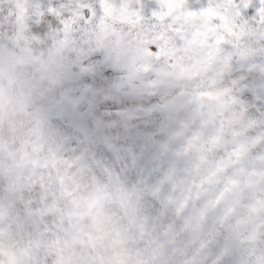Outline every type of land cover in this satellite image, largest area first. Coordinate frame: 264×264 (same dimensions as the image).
Instances as JSON below:
<instances>
[{
  "label": "snow or ice",
  "instance_id": "obj_1",
  "mask_svg": "<svg viewBox=\"0 0 264 264\" xmlns=\"http://www.w3.org/2000/svg\"><path fill=\"white\" fill-rule=\"evenodd\" d=\"M21 59L50 97L41 113L18 94ZM97 64L118 75L72 85ZM125 97L150 102L97 114ZM10 112L30 121L18 143ZM98 197L137 207L131 244L73 243ZM0 264H264V0H0Z\"/></svg>",
  "mask_w": 264,
  "mask_h": 264
},
{
  "label": "flooded vegetation",
  "instance_id": "obj_2",
  "mask_svg": "<svg viewBox=\"0 0 264 264\" xmlns=\"http://www.w3.org/2000/svg\"><path fill=\"white\" fill-rule=\"evenodd\" d=\"M37 3L47 5L49 0H35ZM54 4L57 0H51ZM208 39L206 34L198 32L197 36L193 40V45L199 49V51L193 54L190 58V67L193 70H205L211 63L210 53L208 50ZM126 56H133L131 59L136 60L141 55L135 50L129 52L126 50ZM96 60L102 59L98 54L94 57ZM17 71L20 73L21 86L19 89L20 99L28 105L33 112L41 113L43 104L50 99L48 96L45 85L43 82L31 73L21 59L16 65ZM227 71V69H225ZM118 73L112 68L103 64H97L96 70L92 73L84 74L78 80L73 81L72 85L76 87H82L84 85H91L96 89H100L106 86L107 79L114 78ZM221 78H218L220 83ZM168 86V85H166ZM170 86V85H169ZM170 95H165L164 102L167 104L170 100ZM223 99V97L221 98ZM150 101L148 100H137L135 98H121V100H103L100 98L97 114H105L107 112L113 113L112 116L104 115L103 118L108 121L115 118V112L124 107H132L138 104L147 105ZM169 105V104H167ZM165 116V114H164ZM229 118L234 122L239 120V112H230ZM8 119H14L16 121L15 130L9 129L5 126L3 133L10 139H16L17 143L19 139L27 132L30 121L27 117L19 114L9 113ZM158 117H152L151 120L148 118H140L134 121V124L142 131L151 132L155 128V123L158 122ZM174 120V116H173ZM115 133V129L112 130ZM49 132L55 134V129H49ZM95 152L98 156L106 157L111 160L112 154L108 152L103 145H97ZM12 146L5 150L4 158L5 162H8L9 153L12 152ZM150 155V154H149ZM147 159V156L145 157ZM143 163V161H142ZM105 197H98L91 201L85 213L77 218V222L71 226L70 236L75 245L81 247L87 245L89 247H98L102 241L105 242V247L111 249L112 246H119L121 242L131 244L137 237L134 234L135 225L137 223L136 214L137 207L133 205L129 200L122 199L120 202L119 209H113L111 204H105ZM123 221V224L121 223ZM119 233V235H117Z\"/></svg>",
  "mask_w": 264,
  "mask_h": 264
},
{
  "label": "rangeland",
  "instance_id": "obj_3",
  "mask_svg": "<svg viewBox=\"0 0 264 264\" xmlns=\"http://www.w3.org/2000/svg\"><path fill=\"white\" fill-rule=\"evenodd\" d=\"M166 87H168V88H170L171 87V85L169 86H166ZM174 103V100H173V98L172 97H170V100H168V102H167V104H169V105H167V107H166V109H165V118L167 119V120H169V121H172L173 120V116H174V112L172 111V104ZM5 135V134H4ZM6 136V135H5ZM5 153V152H4ZM3 153V154H4ZM147 156V158H148V156H149V154H147L146 155ZM100 246H104L105 247V242L104 241H102L101 242V244L98 246V247H100Z\"/></svg>",
  "mask_w": 264,
  "mask_h": 264
},
{
  "label": "clouds",
  "instance_id": "obj_4",
  "mask_svg": "<svg viewBox=\"0 0 264 264\" xmlns=\"http://www.w3.org/2000/svg\"><path fill=\"white\" fill-rule=\"evenodd\" d=\"M7 120H8V116H5V133H6V126H7Z\"/></svg>",
  "mask_w": 264,
  "mask_h": 264
},
{
  "label": "water",
  "instance_id": "obj_5",
  "mask_svg": "<svg viewBox=\"0 0 264 264\" xmlns=\"http://www.w3.org/2000/svg\"><path fill=\"white\" fill-rule=\"evenodd\" d=\"M122 54L124 55V52Z\"/></svg>",
  "mask_w": 264,
  "mask_h": 264
}]
</instances>
